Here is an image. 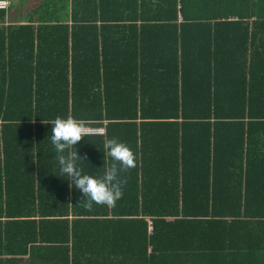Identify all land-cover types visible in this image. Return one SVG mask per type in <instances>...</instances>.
Wrapping results in <instances>:
<instances>
[{
	"label": "trees",
	"instance_id": "trees-1",
	"mask_svg": "<svg viewBox=\"0 0 264 264\" xmlns=\"http://www.w3.org/2000/svg\"><path fill=\"white\" fill-rule=\"evenodd\" d=\"M33 1L0 9L23 21L0 29V255L264 264V86L217 83V25L264 21V0ZM57 116L106 127L78 142L91 175L111 164L106 139L133 151L113 205L87 207L60 176Z\"/></svg>",
	"mask_w": 264,
	"mask_h": 264
},
{
	"label": "clouds",
	"instance_id": "clouds-1",
	"mask_svg": "<svg viewBox=\"0 0 264 264\" xmlns=\"http://www.w3.org/2000/svg\"><path fill=\"white\" fill-rule=\"evenodd\" d=\"M48 124L51 125L49 140L56 153L60 176L66 177L63 180L81 194V198L87 201V207L93 204L113 205L122 196L118 174L134 166L135 155L130 147L115 137L106 139L104 149L111 158V164L105 167L102 175H91L83 171L81 161L85 159L78 153V142L87 134L84 123L73 116H57L45 125ZM36 145L39 144L32 147ZM37 153L33 162L37 161Z\"/></svg>",
	"mask_w": 264,
	"mask_h": 264
},
{
	"label": "crops",
	"instance_id": "crops-1",
	"mask_svg": "<svg viewBox=\"0 0 264 264\" xmlns=\"http://www.w3.org/2000/svg\"><path fill=\"white\" fill-rule=\"evenodd\" d=\"M8 13L10 14L9 19L15 22H10L7 18L8 21L0 22V29L4 30L10 25L23 23L18 18L19 12L11 9ZM254 20L256 19L251 18L247 23L217 25L220 34L218 38L217 83L219 90L229 96L239 94L247 80L252 85L250 93L253 96L258 94L264 86V57L257 60L255 58L256 49L264 50V21L254 22ZM223 48L229 50V54L225 55V58L221 54ZM228 106V104H224V107ZM12 257V255H0V261L5 259V264H17Z\"/></svg>",
	"mask_w": 264,
	"mask_h": 264
},
{
	"label": "built area",
	"instance_id": "built-area-1",
	"mask_svg": "<svg viewBox=\"0 0 264 264\" xmlns=\"http://www.w3.org/2000/svg\"><path fill=\"white\" fill-rule=\"evenodd\" d=\"M10 6V0H0V9H8ZM87 133H104V128H96V127H85Z\"/></svg>",
	"mask_w": 264,
	"mask_h": 264
},
{
	"label": "rangeland",
	"instance_id": "rangeland-1",
	"mask_svg": "<svg viewBox=\"0 0 264 264\" xmlns=\"http://www.w3.org/2000/svg\"><path fill=\"white\" fill-rule=\"evenodd\" d=\"M31 5H34V1L32 0Z\"/></svg>",
	"mask_w": 264,
	"mask_h": 264
}]
</instances>
